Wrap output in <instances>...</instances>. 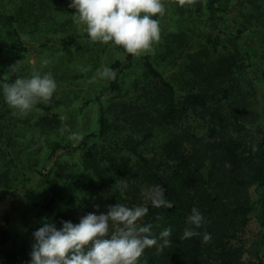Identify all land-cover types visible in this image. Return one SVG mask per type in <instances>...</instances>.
<instances>
[{
    "label": "trees",
    "instance_id": "obj_1",
    "mask_svg": "<svg viewBox=\"0 0 264 264\" xmlns=\"http://www.w3.org/2000/svg\"><path fill=\"white\" fill-rule=\"evenodd\" d=\"M69 3L0 0V81L16 78L9 66L20 60L18 75L30 74L25 66L32 53L71 56L79 38L89 40L73 24ZM237 4L240 15L232 20L225 1L204 5L211 19L234 30L220 51L218 39L209 47V36L190 43L189 27L140 56L114 45L123 56L109 65L117 75L87 100L98 107V130L82 134L77 144L61 137L62 118L53 106L41 104L27 116H14L0 91V200L19 195L12 177L30 169L45 191L32 204L39 212L33 232L44 218L60 227L61 219L78 223L118 202L143 204L148 207L143 223H150L154 234L171 226L172 236L163 251L147 248L139 264H264V104L256 74L264 80V67L239 44L246 29L264 27V0H237L232 8ZM166 66L183 71L180 82L165 74ZM120 153L135 159L175 206L147 202L119 167ZM61 170L65 175H57ZM61 178L71 180L77 193L68 201ZM193 207L204 216L197 231L212 236L207 244L199 237L180 239ZM11 226L9 214L0 217V264H27L32 245L13 243Z\"/></svg>",
    "mask_w": 264,
    "mask_h": 264
},
{
    "label": "clouds",
    "instance_id": "obj_2",
    "mask_svg": "<svg viewBox=\"0 0 264 264\" xmlns=\"http://www.w3.org/2000/svg\"><path fill=\"white\" fill-rule=\"evenodd\" d=\"M75 11L71 19L93 43L114 44L131 55L140 56L154 51L160 40L161 25L158 16L165 12L163 0H70ZM26 39L27 37H23ZM33 68L28 75H18L22 61L9 66L14 80L0 81V91L13 115L27 116L41 104L51 102L57 91V82L51 72ZM117 73L109 66L96 70L95 79H115ZM127 188L122 181L121 191ZM144 199L156 208L171 209L175 205L166 198L165 189L151 185L145 189ZM99 209V205H94ZM148 207L143 204L116 203L107 206L106 212H89L78 223L60 220V227L44 218L42 226L33 233L30 259L27 264H139L147 248L158 252L170 244L171 226L158 234L150 223H143ZM204 216L193 207L186 219L180 239L199 237L202 244L211 241L208 232L200 233Z\"/></svg>",
    "mask_w": 264,
    "mask_h": 264
},
{
    "label": "rangeland",
    "instance_id": "obj_3",
    "mask_svg": "<svg viewBox=\"0 0 264 264\" xmlns=\"http://www.w3.org/2000/svg\"><path fill=\"white\" fill-rule=\"evenodd\" d=\"M224 1L227 5H224ZM236 2L237 0H222V4L226 7L225 15L229 20L240 15L239 4L232 8ZM163 3L165 12L162 16H159L161 36L160 40L153 45L154 50L165 40L166 35L175 32L182 33L188 27L193 29L190 43L194 44L205 36H209L211 39L209 47L213 49L214 39H218L220 44L217 43V49L219 51L225 47L224 43L227 37L229 35L234 36L233 29H229L209 17L204 8L206 0H163ZM190 6L193 7L192 13L189 11ZM239 44L244 48L247 46L253 60L264 67V27L246 29ZM73 52L71 56L66 55L65 51L60 53L46 50L39 54L32 53L29 57V64L25 68L32 71L33 68H41L42 60L48 61V64L43 66L41 70L51 72L58 87L54 99L50 103L42 105L53 106L52 110L59 112L63 122L61 137L77 144L82 134L98 130V107L95 103H89L87 100L95 97L101 86L109 84L110 79L94 80L96 70L101 66H109L113 61L123 56L121 52L115 49L114 44L93 43L87 38H79L73 44ZM10 56L14 57L16 54ZM177 59L180 61L181 57ZM5 60H7V57ZM164 72L167 75L173 73V77L180 82L181 72L183 71L178 68L173 71L166 66ZM256 72L260 103L264 104V80L259 71ZM126 88H129L128 84H126ZM56 100L59 102L57 106H55ZM118 156L119 167L124 170V174L131 182L137 183L142 188L143 192L148 186L154 185L150 181L148 173L135 159H130L127 153H120ZM23 163L25 164L24 161H22V165ZM61 172L62 170L57 175ZM65 173V171L62 172L64 175ZM61 179L67 187L64 201H68L77 193L73 191L71 180ZM12 180L13 187L17 189L19 195H7L0 200V217L2 218V216L8 214L11 216V238L13 243L21 245L29 242L32 245L33 231L31 230L37 224L39 214L38 209L33 207L32 204L43 199L45 191L39 183L38 173L34 170L21 168L18 173L14 174ZM78 198L80 197L78 196Z\"/></svg>",
    "mask_w": 264,
    "mask_h": 264
}]
</instances>
